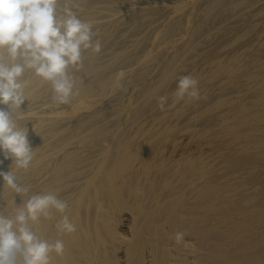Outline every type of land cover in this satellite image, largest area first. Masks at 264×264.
I'll list each match as a JSON object with an SVG mask.
<instances>
[{
  "label": "bare ground",
  "instance_id": "obj_1",
  "mask_svg": "<svg viewBox=\"0 0 264 264\" xmlns=\"http://www.w3.org/2000/svg\"><path fill=\"white\" fill-rule=\"evenodd\" d=\"M71 6L101 51L83 53L68 105L24 74L17 121L34 159L25 171L0 153L29 195L68 202L74 233L57 236L59 213L35 226L64 240L52 264H264V0ZM183 75L198 79L199 99L176 102ZM27 198L0 178V212Z\"/></svg>",
  "mask_w": 264,
  "mask_h": 264
},
{
  "label": "clouds",
  "instance_id": "obj_2",
  "mask_svg": "<svg viewBox=\"0 0 264 264\" xmlns=\"http://www.w3.org/2000/svg\"><path fill=\"white\" fill-rule=\"evenodd\" d=\"M97 35L93 23L73 11L71 0H0V105L6 106L0 107V153L14 160L17 169L27 171L34 159L27 128L17 121L26 99L24 74L31 71L49 83L54 104H70L79 95L73 72L83 67V53L101 51L99 39H94ZM198 85L194 76H180L176 102L185 96L199 99ZM116 86L122 87L119 80ZM167 100L159 97L157 106L163 110ZM0 178L14 193L28 197L22 206L13 200L9 214L0 212V264H52L53 253L64 255V240L42 238L35 226L41 218L51 220L59 213L57 236L74 233L77 226L67 214L68 202L53 191L29 195L30 188L18 182L11 170L0 171ZM185 236L177 231L170 238L181 244Z\"/></svg>",
  "mask_w": 264,
  "mask_h": 264
}]
</instances>
